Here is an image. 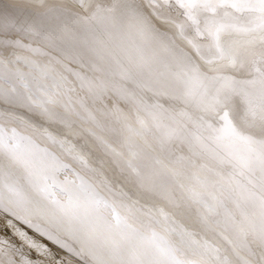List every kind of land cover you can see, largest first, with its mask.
Here are the masks:
<instances>
[{
	"label": "snow or ice",
	"instance_id": "1",
	"mask_svg": "<svg viewBox=\"0 0 264 264\" xmlns=\"http://www.w3.org/2000/svg\"><path fill=\"white\" fill-rule=\"evenodd\" d=\"M0 221V264H264V0L0 7Z\"/></svg>",
	"mask_w": 264,
	"mask_h": 264
},
{
	"label": "bare ground",
	"instance_id": "2",
	"mask_svg": "<svg viewBox=\"0 0 264 264\" xmlns=\"http://www.w3.org/2000/svg\"><path fill=\"white\" fill-rule=\"evenodd\" d=\"M13 2H20V0H0V7L6 6ZM17 225L21 228H23L25 231H28L30 235H34L30 229H28L25 225L19 224V222H16ZM0 235L2 236H11V232L3 229V222L0 221ZM43 243L47 244L48 247L51 248V250L57 254L58 257L65 260L66 264H80V261L76 258L71 256L69 253L65 252L63 249L58 248L56 245L52 244L49 241H42Z\"/></svg>",
	"mask_w": 264,
	"mask_h": 264
}]
</instances>
